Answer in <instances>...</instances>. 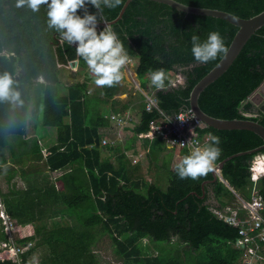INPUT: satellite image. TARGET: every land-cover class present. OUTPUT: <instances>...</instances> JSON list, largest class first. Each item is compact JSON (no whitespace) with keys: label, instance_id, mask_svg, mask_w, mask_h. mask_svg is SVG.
I'll return each instance as SVG.
<instances>
[{"label":"trees","instance_id":"trees-1","mask_svg":"<svg viewBox=\"0 0 264 264\" xmlns=\"http://www.w3.org/2000/svg\"><path fill=\"white\" fill-rule=\"evenodd\" d=\"M175 1L225 11L242 19L264 10V0ZM16 2L0 0V75L7 72L12 76V88L20 92L23 101L13 104L0 100V177L4 175L3 182L13 195L9 198L3 194L0 184V197L10 219L34 229L13 242L19 251V263L0 259V264H29L33 252L43 247L50 252L49 258L37 264H98L91 248L104 236L121 264H242L241 252L230 245L238 237V230L208 211L211 199L219 207L230 202L226 187L218 180L211 182L210 172L195 180L180 179L171 166L173 153L165 152L159 140L138 141L137 135L146 133L150 122L158 117L156 110L146 112L141 94L119 104L113 97L123 89L121 85L99 87L87 95V81L73 82L62 91L57 64L77 59V74L85 73L87 64L76 55V47L66 41L59 43V33L48 26L46 4L33 12L27 7L18 8ZM124 2L121 0L113 9L102 4V12L90 3L86 8L97 16V21L102 17L109 22L117 17ZM77 14L82 17L84 9ZM111 28L128 56L137 59L135 73L141 90L149 93L157 89L151 85L149 70L163 68L165 74L178 71L183 76V85L167 88L169 82L165 79V87L156 92L159 109L169 116L189 109L193 86L223 56L218 54L207 63L196 62L191 36L199 35L204 41L209 32L218 31L228 48L237 31L225 21L185 14L148 0H132ZM39 77L43 82L37 81ZM263 84L264 27L250 37L228 70L200 94L198 105L213 118L250 119L264 127V115H241L254 111L249 99ZM129 109L140 113L139 122L124 128L122 142L104 147L109 155L102 157L99 131L109 125L104 115ZM31 113L41 119L44 130H55V142L44 158L38 143V137L44 136L38 134L40 122L35 137L26 138ZM202 132L220 138L221 155L215 165L262 145L260 138L248 131L205 128ZM141 149L148 150L147 168L154 166L163 171L165 189L138 177L140 164L131 165L126 153L137 154ZM256 155L235 157L221 170L223 179L246 199L252 188L249 166ZM46 169L62 173L51 183ZM15 178L27 182L26 190H10L9 184ZM257 190L264 201V176L258 180ZM202 191L204 198H200ZM62 212L74 218L75 226L49 230L42 224L47 215ZM261 216L264 219V211ZM37 222L40 224L35 225ZM96 228L101 230L98 237L92 233ZM142 239L156 243H151L156 255L141 244ZM0 243L9 245L3 228ZM260 247L264 251V242Z\"/></svg>","mask_w":264,"mask_h":264},{"label":"clouds","instance_id":"clouds-1","mask_svg":"<svg viewBox=\"0 0 264 264\" xmlns=\"http://www.w3.org/2000/svg\"><path fill=\"white\" fill-rule=\"evenodd\" d=\"M89 3L102 12V4L113 9L121 4V0H50V3L49 0H17L16 6L38 12L40 6L46 4L49 28L58 32L62 41L76 44V55L87 64L98 87H113L121 82L123 78L121 69L128 63L129 56L110 26L97 33V16L87 11L86 5ZM79 9H84L82 17L77 14ZM191 45V53L198 63H207L215 59L218 54H226L228 51L218 31L209 32L204 41H201L199 35L193 34ZM149 76L153 87L157 89L165 87L166 74L163 68L149 70ZM13 83L9 73L0 75V100L22 104L20 92L12 88ZM193 119H196L197 128L207 127L204 120H198L196 117ZM194 130L190 129L191 136L195 135ZM207 135L210 143L203 147H195L189 155L184 156L174 165V170L180 179L195 180L212 171L214 162L221 155L220 138L212 133ZM175 143V141L171 142V144ZM0 219L3 223L1 216ZM5 220L8 221L10 218L7 216Z\"/></svg>","mask_w":264,"mask_h":264},{"label":"built area","instance_id":"built-area-1","mask_svg":"<svg viewBox=\"0 0 264 264\" xmlns=\"http://www.w3.org/2000/svg\"><path fill=\"white\" fill-rule=\"evenodd\" d=\"M98 21L106 22L102 17ZM104 28L97 27V33ZM59 43H62V40H59ZM72 45L76 47V44ZM131 62L132 58L129 57V61L124 65L123 69L125 71H128V76H131L130 81H132L133 84L136 85L134 81V79H136V70L134 71L133 69H131L133 66ZM57 68H66L71 72L78 73V60L75 59L67 61V63L65 64H58ZM86 71L88 73H91L88 69V66ZM176 79V82L168 81L169 85L167 86V88H170L171 86L177 87L179 85L177 81L179 79H182L181 74L176 73ZM176 83L177 86H175ZM136 89L138 90V93L143 96V104L145 106L146 112H152L153 110H156L158 112V117L150 122L148 131L146 133L137 135L138 140L147 139L151 142L157 139L162 143L165 151L175 154L176 152L185 151L186 154H176L180 160L184 156L189 155L195 147H203L206 144L210 143V139L207 135L208 132H202L203 129L196 127V119H193L196 116L190 109L181 110L172 116L166 115L159 109L157 105L158 101L156 98V92L160 89L153 90L149 93L141 90L139 85L136 87ZM86 94H90L89 90ZM241 115L245 118H256L259 116V114H255L253 112L242 113ZM104 118L108 120V122H110L111 126L109 125L110 127H108L106 130L112 131L114 134V138L107 139L106 137H102L100 140V146H114L120 140L121 130L125 127H128V125L133 122V118L130 116L128 110L124 112L107 114L104 116ZM179 119H182L184 121H180ZM197 119L200 120L199 118ZM190 129H195L194 136H191ZM189 140L190 142H188ZM173 141H175L176 143L171 144V142ZM147 152L148 150L144 149L142 152L127 156L128 158L140 160L145 158ZM46 155L48 156L49 152H46ZM258 157H263L264 159V155H260ZM256 158L251 161V164L249 166L252 188L250 190V196L248 199L243 197L240 192L231 187L228 182L223 179L220 171L215 170V174L218 178L217 180L221 182L229 191L231 200L226 205L219 207L211 199L208 205V211L212 214V216H214L217 220L226 223L228 226L238 230V237L234 242L230 243V245L233 249L241 252L243 260L242 264H264V251L259 249V244L264 242V219L261 216V213L264 211V201L260 197L257 190V182L264 176V166L261 172H257L255 166L257 160ZM214 168L215 164L213 165L212 170H214ZM0 216L3 219L7 218L4 210H0ZM6 229L7 226H5V230Z\"/></svg>","mask_w":264,"mask_h":264},{"label":"rangeland","instance_id":"rangeland-1","mask_svg":"<svg viewBox=\"0 0 264 264\" xmlns=\"http://www.w3.org/2000/svg\"><path fill=\"white\" fill-rule=\"evenodd\" d=\"M135 66L131 69H133L134 71L136 70V66H137V59L135 60L134 58ZM132 70V71H133ZM121 71L123 72V75L125 76V79H122L121 82L119 83L121 85V87L123 88V91L126 93V99L128 100V98H133L135 99V95L138 93V90L136 89V87L139 85L137 79H134L136 85L133 84L132 81H130V79L128 77L127 72L128 71H123V68L121 69ZM177 73L181 74L180 72L176 71ZM176 72L174 73H168L166 74V79L169 82H176ZM71 74H75L74 72H70ZM67 72L65 70L61 71L60 70V79L61 80H66L68 78L71 79V81H73L75 79V76L73 75H66ZM182 76V75H181ZM93 79V78H92ZM183 76L182 79H179L177 82L179 83V85H183ZM40 81V80H39ZM175 86H177V83L175 84ZM174 87V86H171ZM99 89V87L94 83V79L91 83V94L95 93L97 90ZM139 94V93H138ZM133 113V114H132ZM132 113H130V116L134 119L137 118V121L139 120L140 117V113L137 110H132ZM134 115V117H133ZM67 120V119H66ZM39 122H40V130L39 131V135H43V138L38 137L39 139V145L42 148H48L49 146L53 145V142H55V135L53 133V130H50L49 132H47V130H44L41 126V119L36 117L35 114L31 113L28 123H27V131H26V135L27 136H31L34 135L35 137V132L34 130L36 129V127L39 126ZM132 124H130L131 127ZM37 131V132H38ZM111 136L114 137V134L112 133ZM110 136L107 137V139H109ZM33 138V137H32ZM139 141V140H138ZM15 142V141H13ZM141 142H139L140 144ZM100 151H101V156L105 157L108 156V152L106 149H104L103 147H99ZM15 151L18 152L19 150L15 147ZM44 152V155H46L45 149L42 150ZM42 152V153H43ZM168 152V151H165ZM6 154V158L7 161L10 162V154L9 153H5ZM165 154V153H163ZM113 158V157H111ZM180 161V159L178 158V156L173 153L172 159H171V166L175 165L176 163H178ZM138 162H141L139 164L140 165V170L138 172V177L145 181V182H149V183H157L162 189H165L166 187V178L165 175L163 174V171H157V169L154 166H151L149 169L147 168V164L145 162V160H136L134 158H130V163L131 165H134ZM257 163L258 160H256ZM260 166H263L260 164ZM158 176L156 173H158ZM62 172H52L46 169L45 174L48 175V179L49 182L53 183L54 180L60 176ZM3 178L4 175H2L0 177V184L3 187V194H6L9 198H12L13 195L9 193V190H7V186L6 184L3 182ZM159 178L158 181H156L155 179ZM9 188L10 190L12 189H21V190H26L27 188V182H24L22 180H20L19 178H15L14 180H12L9 184ZM0 210H4V206L2 203V199L0 197ZM63 213V212H62ZM10 218V217H9ZM46 220L42 223L43 225L46 226L47 229L52 230L55 227L58 228H66V227H71V226H75V221L74 218L71 216H68L66 213L63 214H58L57 216H52L51 214L46 216ZM3 219V218H2ZM4 223H2V220L0 219V230L3 228V230L6 232L7 236H8V240H9V245L7 244V246L5 247L4 244L0 243V259H8V260H14L16 262H18V253L19 251L14 248L13 246V242L18 238V237H26L28 236L32 229H34V227L32 225H20L18 223L17 220H13L10 219V221H7L5 219ZM53 223H57L58 226H55ZM40 223L37 222L35 225H39ZM7 226V229L5 230V226ZM34 225V226H35ZM13 228V229H12ZM78 229V228H77ZM100 228H96L94 231H92V233L94 234V237H98L99 233H100ZM153 245H156V243L151 242ZM148 240L142 239L141 240V244L143 246H148L150 249V252L153 253L154 255H156V251L153 249V245L151 244ZM30 245H28V247H30ZM27 247V248H28ZM92 254H94L97 263L98 264H121V260L117 259L113 253V247L111 245V242L109 239L106 238V236H104L102 238L101 241H95V243L93 244L92 248ZM25 249L21 250L24 251ZM49 254L50 252H48L47 248H37L33 254L29 257V264H37L39 261H46L49 258ZM19 263V262H18ZM28 264V263H27Z\"/></svg>","mask_w":264,"mask_h":264},{"label":"water","instance_id":"water-1","mask_svg":"<svg viewBox=\"0 0 264 264\" xmlns=\"http://www.w3.org/2000/svg\"><path fill=\"white\" fill-rule=\"evenodd\" d=\"M132 0H125L123 6L121 7L117 17L109 22H101L97 21V27L104 28L106 26H112L117 23L123 16L127 6ZM152 2H156L159 4L166 5L178 12H182L189 15L194 16H202V17H211L215 19H219L227 22L231 26L237 29L234 37L232 38L228 51L226 54H223L222 58L219 62L207 73L205 74L192 88L189 94V109L192 113L199 118L200 120H204L207 123V128H212L217 131H248L256 135L262 141V145L254 148L252 150L240 152L237 154H233L218 164L215 165L214 170L210 171L212 176L211 182L217 181V176L215 174V170L221 172L224 164L231 159L244 155H251L257 153L254 157H258L260 155H264L260 153L264 150V127L260 125L258 122L250 120V119H232V120H222L213 118L207 114H205L198 105V98L200 94L213 82H215L220 76H222L228 68L232 65L234 60L237 58L238 54L257 30L264 27V10L260 13L254 15L248 19H242L230 13L221 10L209 9V8H201V7H193L182 4L175 0H148ZM184 83V79H183ZM250 102L253 105L255 114L264 115V84L250 97ZM203 190V187H202ZM205 192L202 191V195L200 198H204Z\"/></svg>","mask_w":264,"mask_h":264},{"label":"crops","instance_id":"crops-1","mask_svg":"<svg viewBox=\"0 0 264 264\" xmlns=\"http://www.w3.org/2000/svg\"><path fill=\"white\" fill-rule=\"evenodd\" d=\"M136 60V59H135ZM132 64H133V67L135 66V61H134V58H132V62H131ZM59 64V63H58ZM58 64H57V66H58ZM59 69V68H58ZM61 71H63V70H65L66 72H67V74L66 75H73V76H75V79L73 80V81H71V79L70 78H68V79H66V80H61V84H62V91H64V89L66 90L67 88H68V86L69 85H71L73 82H83V81H87V85H88V90H89V92H90V94H91V83H92V81H93V79L95 80V77L93 76V74H91V73H88L87 71H86V73H83V74H77V73H75V74H71L70 72V70H68V69H66V68H62V69H60ZM123 71H124V69H123ZM123 73V72H122ZM129 77V76H128ZM93 78V79H92ZM122 79H125V76L123 75V78ZM129 79H130V77H129ZM137 79V78H136ZM40 80V81H39ZM38 82H43V78L42 77H39L38 78V80H37ZM138 81V80H137ZM120 85V84H119ZM126 93L123 91V89L120 91V92H118L114 97H113V99L114 100H116L119 104L120 103H123V102H125L127 99H126V95H125ZM249 101H250V99H249ZM129 111V113H132V109H129L128 110ZM253 112V111H252ZM111 113H116V112H114V111H109L107 114H111ZM107 114H105V115H107ZM133 114V113H132ZM104 115V116H105ZM133 117H134V115H133ZM38 119V118H37ZM29 120V119H28ZM139 120H140V117H139ZM139 120L137 121V118H135L134 117V119H133V122L132 123H130V124H137L138 122H139ZM66 121H68V119L66 120ZM108 121V120H107ZM109 123V125L111 126V124H110V122H108ZM130 124L128 125V127H130ZM108 125V127H110ZM131 125V126H132ZM108 127H104V128H102V129H100V131H99V133H100V140H101V138L102 137H108V136H110L109 138H111V139H113L114 137L113 136H111V134L113 133L112 131H108V130H106ZM126 128V127H125ZM53 133H54V135H55V130L53 131ZM125 133V130L124 129H122L121 130V134H120V140L114 145V146H111V147H115V146H117V145H119L121 142H122V136H123V134ZM32 137H34V135H29V136H27L26 135V138L27 139H30V138H32ZM43 138V137H42ZM100 140H99V147H103L104 148V146H100ZM39 142V141H38ZM140 144H139V142H138V146H139ZM89 148H91V146H89ZM43 149H45V152H49V148H42L41 147V153L43 152L42 150ZM105 149V148H104ZM143 151V149H141L139 152H142ZM138 152V153H139ZM5 153H9V152H5ZM178 153H180V154H186V152L185 151H181V152H176V154L178 155ZM127 155H129V156H131V155H134V154H131V152H127L126 153ZM6 155V154H5ZM42 155H43V158L45 157L44 156V152L42 153ZM141 160H145V162H146V164L148 163V160L146 159V156H145V158H143V159H141ZM111 161L113 162L114 161V156H113V158H111ZM139 163H141V162H139ZM141 165V164H140ZM259 249L260 250H262L261 249V247H260V244H259ZM263 251V250H262ZM264 253V252H263ZM264 255V254H263Z\"/></svg>","mask_w":264,"mask_h":264},{"label":"bare ground","instance_id":"bare-ground-1","mask_svg":"<svg viewBox=\"0 0 264 264\" xmlns=\"http://www.w3.org/2000/svg\"><path fill=\"white\" fill-rule=\"evenodd\" d=\"M256 159L259 162V163L256 162V170H257V172H261V170L263 169V166H264V161H263L264 159H263V157L262 158L261 157H258ZM260 164L263 165V166H260Z\"/></svg>","mask_w":264,"mask_h":264}]
</instances>
